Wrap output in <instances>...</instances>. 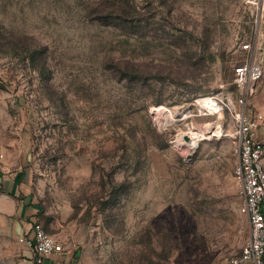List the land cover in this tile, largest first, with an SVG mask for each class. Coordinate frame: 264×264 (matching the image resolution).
Masks as SVG:
<instances>
[{
	"label": "rangeland",
	"instance_id": "374dc122",
	"mask_svg": "<svg viewBox=\"0 0 264 264\" xmlns=\"http://www.w3.org/2000/svg\"><path fill=\"white\" fill-rule=\"evenodd\" d=\"M104 1L0 0V145L27 146L45 227L79 264L229 261L251 230L239 157L229 113L197 101L237 94L243 42L264 65V0ZM247 107L264 112V77ZM208 124L222 134L178 143ZM15 251L0 235V264Z\"/></svg>",
	"mask_w": 264,
	"mask_h": 264
},
{
	"label": "built area",
	"instance_id": "2783aa9c",
	"mask_svg": "<svg viewBox=\"0 0 264 264\" xmlns=\"http://www.w3.org/2000/svg\"><path fill=\"white\" fill-rule=\"evenodd\" d=\"M246 3L253 8L263 7V0H246ZM241 49L245 56L234 66L232 78L237 94L230 92L224 95L223 92L222 96L201 97L197 104L198 113L202 116L217 114L224 118L225 113H229L232 130L227 135L232 136L239 157L235 176L243 195L240 212L248 217L251 230L241 252L228 262L264 264V138L259 133L264 115L253 114L247 107L249 99L256 93L257 86L264 77V65L258 59L255 42H243ZM207 99L214 102V107ZM188 114L190 115V109ZM204 131L207 135H213V128L207 130L206 127ZM183 134L190 135L192 132ZM32 231L33 236L23 237L21 242L31 249L36 264H43L51 255L65 250L64 245L41 222H34Z\"/></svg>",
	"mask_w": 264,
	"mask_h": 264
},
{
	"label": "crops",
	"instance_id": "0c3cea01",
	"mask_svg": "<svg viewBox=\"0 0 264 264\" xmlns=\"http://www.w3.org/2000/svg\"><path fill=\"white\" fill-rule=\"evenodd\" d=\"M261 114L264 115V112ZM259 133L264 138V119L260 123ZM30 161L26 145L24 148L0 145V235L19 248V252L15 251L14 259L20 264H36L31 249L21 239L33 236L34 222L39 221L44 226L46 222L44 207L35 194L34 170ZM54 236L60 241L58 235ZM78 262L76 253L65 248L62 253L48 257L43 264ZM219 264L230 263L223 261Z\"/></svg>",
	"mask_w": 264,
	"mask_h": 264
},
{
	"label": "bare ground",
	"instance_id": "6f19581e",
	"mask_svg": "<svg viewBox=\"0 0 264 264\" xmlns=\"http://www.w3.org/2000/svg\"><path fill=\"white\" fill-rule=\"evenodd\" d=\"M207 101H209V104H211L213 107H214V102L212 101V100H210V99H207ZM162 109V110H161ZM159 110H161L162 112H164V115H165V117H167V118H165V123H168V122H171V121H173L174 119H175V117H176V115H182V116H186L187 114H188V110H185L184 112H178V111H172V110H170V109H168V108H164V107H162V108H159ZM163 124V123H162ZM214 126V125H213ZM207 127V130H210V129H212L213 127H212V125H207L206 126ZM215 132H213V133H217V134H222V128L220 127V126H215ZM186 136H188V137H190V139H188V140H186L185 139V137ZM210 135H207L206 134V132L205 131H203V130H197V131H194V132H192V134H190V135H184L183 133H182V135H180L179 137H178V143L180 144V145H187L189 148H196L198 145H199V143H200V141L202 140V139H206V138H208ZM190 150V149H189Z\"/></svg>",
	"mask_w": 264,
	"mask_h": 264
},
{
	"label": "trees",
	"instance_id": "16d2710c",
	"mask_svg": "<svg viewBox=\"0 0 264 264\" xmlns=\"http://www.w3.org/2000/svg\"><path fill=\"white\" fill-rule=\"evenodd\" d=\"M103 8L108 6H117L120 7L121 15H125L126 17L130 16L132 9L134 8L133 0H105L103 3ZM124 18V17H123Z\"/></svg>",
	"mask_w": 264,
	"mask_h": 264
},
{
	"label": "water",
	"instance_id": "95a60500",
	"mask_svg": "<svg viewBox=\"0 0 264 264\" xmlns=\"http://www.w3.org/2000/svg\"><path fill=\"white\" fill-rule=\"evenodd\" d=\"M185 139H186V140H188V139H189V137H188V136H186V137H185Z\"/></svg>",
	"mask_w": 264,
	"mask_h": 264
}]
</instances>
